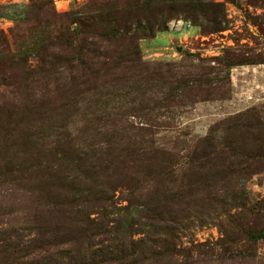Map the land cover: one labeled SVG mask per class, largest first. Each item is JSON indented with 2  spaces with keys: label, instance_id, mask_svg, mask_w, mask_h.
<instances>
[{
  "label": "rangeland",
  "instance_id": "obj_1",
  "mask_svg": "<svg viewBox=\"0 0 264 264\" xmlns=\"http://www.w3.org/2000/svg\"><path fill=\"white\" fill-rule=\"evenodd\" d=\"M89 1L0 0V264H264V0L60 48Z\"/></svg>",
  "mask_w": 264,
  "mask_h": 264
},
{
  "label": "trees",
  "instance_id": "obj_2",
  "mask_svg": "<svg viewBox=\"0 0 264 264\" xmlns=\"http://www.w3.org/2000/svg\"><path fill=\"white\" fill-rule=\"evenodd\" d=\"M137 1L134 0L135 6L137 5ZM177 1L179 0H142L144 4L141 10L145 11L144 13L138 16L136 7L132 15L130 13L126 20H120L116 9L112 10V0H90L89 3L80 9L58 15L57 19L61 23L58 27V33L55 34L56 44L60 48L64 47L66 43L67 46H76L78 50L82 51L84 49L89 51L84 45L94 47L95 41L93 40L96 37L105 40L113 36H126L129 48L135 54L137 52L135 50L137 40L152 37L157 31L164 29L166 20L172 15L171 10L174 9L171 3H176ZM190 5L191 11H195V15H198L201 20V27H206L204 26V22H207L210 24V29L217 30L216 25H219V17L221 15L218 4H210L208 8H203L200 4L195 5V0H192ZM178 11L184 13L183 10L178 9ZM82 19L84 21H81ZM195 20L198 21L197 18ZM74 23L79 26L71 27ZM120 24H123L122 27ZM34 37L40 41L38 42L40 44L46 42V38L41 33ZM88 39H91V41L88 42L89 44H85V41ZM76 42L77 44L74 45ZM97 220H90L91 225L95 223L99 224V227L97 226V229L89 232V241L94 237L108 235L111 232L105 221L98 223ZM80 236H84V233L75 235L77 241ZM129 258L130 256L127 255L123 257V259Z\"/></svg>",
  "mask_w": 264,
  "mask_h": 264
}]
</instances>
